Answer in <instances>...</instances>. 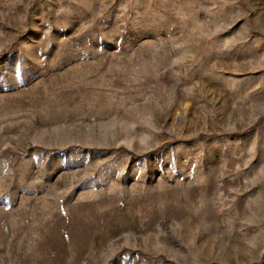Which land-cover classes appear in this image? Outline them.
Masks as SVG:
<instances>
[{
    "label": "rangeland",
    "instance_id": "374dc122",
    "mask_svg": "<svg viewBox=\"0 0 264 264\" xmlns=\"http://www.w3.org/2000/svg\"><path fill=\"white\" fill-rule=\"evenodd\" d=\"M0 264H264V0H0Z\"/></svg>",
    "mask_w": 264,
    "mask_h": 264
}]
</instances>
